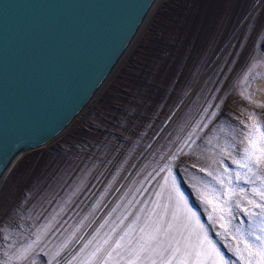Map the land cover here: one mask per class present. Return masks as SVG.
<instances>
[{"label": "rangeland", "instance_id": "374dc122", "mask_svg": "<svg viewBox=\"0 0 264 264\" xmlns=\"http://www.w3.org/2000/svg\"><path fill=\"white\" fill-rule=\"evenodd\" d=\"M146 21L84 113L1 178L0 264H67L105 220L172 208L173 184L229 264H245L225 231L258 232L260 221L232 197L229 223L220 193L221 181L259 186L234 161L246 146L264 147L255 84L264 76V0H159Z\"/></svg>", "mask_w": 264, "mask_h": 264}, {"label": "water", "instance_id": "95a60500", "mask_svg": "<svg viewBox=\"0 0 264 264\" xmlns=\"http://www.w3.org/2000/svg\"><path fill=\"white\" fill-rule=\"evenodd\" d=\"M159 0H0V181L96 99Z\"/></svg>", "mask_w": 264, "mask_h": 264}, {"label": "snow or ice", "instance_id": "6c2138e0", "mask_svg": "<svg viewBox=\"0 0 264 264\" xmlns=\"http://www.w3.org/2000/svg\"><path fill=\"white\" fill-rule=\"evenodd\" d=\"M234 162L246 169V184L259 186L237 191L221 181L224 191L220 193L223 197L220 211L227 214L229 223L236 219L230 203L235 197V207L253 221L259 220L260 227L258 232H244L238 224L233 225L232 231H225V236L234 241V251L240 253L245 264H264V147L257 150L246 146L243 159ZM236 179H241L239 174ZM171 191L174 193L169 196L172 208L153 205L151 210L138 208L135 214L128 212L117 220H105L67 264H229L209 239L197 214L188 207L184 194L175 184ZM129 216L132 219L125 224ZM219 220H224V216ZM106 226L108 230L101 233ZM219 226L225 227L223 223Z\"/></svg>", "mask_w": 264, "mask_h": 264}, {"label": "bare ground", "instance_id": "6f19581e", "mask_svg": "<svg viewBox=\"0 0 264 264\" xmlns=\"http://www.w3.org/2000/svg\"><path fill=\"white\" fill-rule=\"evenodd\" d=\"M256 84L258 99L264 102V76Z\"/></svg>", "mask_w": 264, "mask_h": 264}]
</instances>
